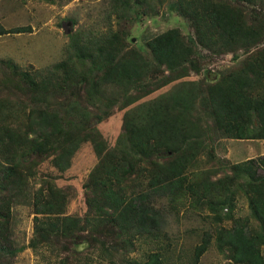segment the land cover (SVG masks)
I'll return each mask as SVG.
<instances>
[{"label":"trees","instance_id":"16d2710c","mask_svg":"<svg viewBox=\"0 0 264 264\" xmlns=\"http://www.w3.org/2000/svg\"><path fill=\"white\" fill-rule=\"evenodd\" d=\"M114 1L120 21L158 13L155 0ZM172 6L190 35L169 28L140 49L124 27L87 41L74 32L67 56L44 71L0 60V264H15L23 249L11 229L16 205L33 211L34 252L64 242L77 254L94 243L97 256L78 264H166V217L184 207L211 223L192 264L211 244L225 264H264V155L231 163L212 148L220 138L264 141V0ZM28 30L0 26V37ZM229 54L235 64L203 74L205 61ZM114 110L122 131L109 146L96 126ZM84 145L97 164L83 190L86 211L68 215L72 193L58 181ZM240 198L245 217L235 215ZM139 240L150 246L130 257Z\"/></svg>","mask_w":264,"mask_h":264},{"label":"rangeland","instance_id":"374dc122","mask_svg":"<svg viewBox=\"0 0 264 264\" xmlns=\"http://www.w3.org/2000/svg\"><path fill=\"white\" fill-rule=\"evenodd\" d=\"M152 2V1H151ZM173 0H155L157 15L127 14L123 20L117 17L120 11L114 0H0V26L5 30L13 28H29L21 34H6L0 37V60H11L23 70L44 71L60 62L67 56L70 47V35L81 33L83 38L94 40L95 37L110 34L124 27L129 31L131 44L144 49V43L150 37L169 28L177 27L184 35H190L191 29L172 6ZM135 13V12H134ZM118 21L120 24L118 26ZM212 62H204V73L222 71L235 64L232 55L211 57ZM207 63V64H206ZM194 74L188 80L197 79ZM185 80V79H184ZM172 83L154 92L142 101H149L173 90ZM122 113L113 111L112 115L97 125L104 139L112 146L119 136ZM212 148L220 157H225L231 163L264 155V141H233L224 138L217 139ZM205 157H201L202 167ZM97 164L93 150L84 145L72 161L71 169L64 173L65 180L58 181L60 187L72 193L68 215H83L86 211L84 203L86 182L92 169ZM43 171L49 172L48 168ZM166 204L165 199L161 200ZM249 214L247 202L240 198L235 211L236 216L245 217ZM33 211L30 207L16 205L12 208L11 229L17 247L22 251L15 258V264H78L86 256H97L95 244L84 242L77 249V254L64 251V242L55 248H40L32 251L28 244L33 237ZM204 214L197 215L194 211L182 208L178 216L168 214L164 226L167 238H162L161 246L166 264H192L195 246L200 244L202 234L210 226L209 220L203 219ZM136 252L130 257L141 258L150 246L144 240L136 242ZM152 246V245H151ZM91 255L90 252H92ZM96 253V254H95ZM94 257V258H95ZM96 260V259H95ZM223 256L215 245L202 255L198 264H225Z\"/></svg>","mask_w":264,"mask_h":264}]
</instances>
